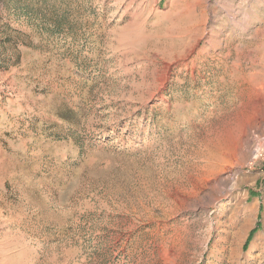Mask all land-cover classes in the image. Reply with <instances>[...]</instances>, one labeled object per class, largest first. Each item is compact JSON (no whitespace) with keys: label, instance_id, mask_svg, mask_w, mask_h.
I'll use <instances>...</instances> for the list:
<instances>
[{"label":"rangeland","instance_id":"rangeland-1","mask_svg":"<svg viewBox=\"0 0 264 264\" xmlns=\"http://www.w3.org/2000/svg\"><path fill=\"white\" fill-rule=\"evenodd\" d=\"M0 264H264V0H1Z\"/></svg>","mask_w":264,"mask_h":264},{"label":"bare ground","instance_id":"bare-ground-1","mask_svg":"<svg viewBox=\"0 0 264 264\" xmlns=\"http://www.w3.org/2000/svg\"><path fill=\"white\" fill-rule=\"evenodd\" d=\"M216 152L218 155L221 154V152L218 150V146L213 145L212 147L208 148L207 152H204V154H203L204 159L207 161V164L211 165V167H213V168H215L218 164H220L219 163V161H220L219 156L216 154ZM223 161H225V160H223ZM253 209H254L253 206L244 207V216H245V212H250L252 214ZM242 210H243V208H241V207H240V209L238 208L237 214L239 213V211H242Z\"/></svg>","mask_w":264,"mask_h":264},{"label":"trees","instance_id":"trees-1","mask_svg":"<svg viewBox=\"0 0 264 264\" xmlns=\"http://www.w3.org/2000/svg\"><path fill=\"white\" fill-rule=\"evenodd\" d=\"M1 1V0H0Z\"/></svg>","mask_w":264,"mask_h":264}]
</instances>
